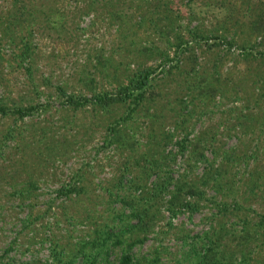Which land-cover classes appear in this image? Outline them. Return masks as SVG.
Masks as SVG:
<instances>
[{
    "label": "rangeland",
    "instance_id": "rangeland-1",
    "mask_svg": "<svg viewBox=\"0 0 264 264\" xmlns=\"http://www.w3.org/2000/svg\"><path fill=\"white\" fill-rule=\"evenodd\" d=\"M219 1L174 0L172 5H179L181 13L178 28L190 45L177 53L164 41L165 31L152 29L148 21L140 26L136 17L119 21L101 12L97 4L85 10L81 0H43L42 5L38 1L39 8L55 5L60 22L49 26L39 19L28 28L17 19L10 32H0V103L9 108L39 105L21 117L0 114V264H52V240L70 252L78 242L98 236L105 238L104 253L86 248L88 256L96 255L98 262L101 258L116 262L123 245L115 237L126 238L123 221L134 222L126 216L129 208L120 197L145 192L147 187L135 190L130 182L145 156L162 162V175L177 177L186 168L187 177L195 178L205 163L212 159L221 162L224 151L234 146L237 151L230 155L236 159L227 167L232 173L233 196L226 201H239L243 208L237 212L241 216L246 212L249 220L257 219V211L264 212L258 194L248 197L251 191L245 173L241 175L245 168L240 154L244 143L260 149L264 146V125L253 123L261 133L250 139L253 134L245 135L233 126L231 111L234 106L252 105L251 90L264 91V84L259 89L251 83L250 71L256 66L264 71V59L261 63L253 60V56L264 57V29L251 27L248 18L239 13L242 0H228L231 5L240 4L239 9L228 8L229 17L225 11L222 15L215 11ZM249 4L254 6L256 0ZM10 5L11 0H0V7ZM25 34L31 52L27 62H20L18 37ZM143 46L148 47L146 51L141 50ZM244 53L250 54L245 57ZM140 65L152 69L150 86L131 112L119 102L105 109L88 104L76 109L65 106L66 93L89 96L110 91L124 81L126 67ZM210 85L217 89L211 98ZM260 103L264 115V95ZM8 127L13 136L4 135ZM113 130L121 139L129 136L128 144L111 141ZM184 134L209 139L202 150L206 161L201 158L192 164L187 149L178 146ZM260 158L261 167L264 161ZM153 178L151 171L144 181L150 186ZM27 180L32 181L29 188L23 186ZM61 186L73 189L58 193ZM19 191L28 196L22 198ZM211 193L206 188V196ZM166 197L165 193L161 201ZM161 208L162 216L153 230L128 251L134 264H149L155 248L156 264H188L185 258L194 256L191 244L198 247V235L216 224L214 204L201 198L192 213L183 211L171 217L175 229L163 232L169 214ZM221 221L234 228L240 223L230 214ZM258 251L264 255V246ZM81 260L78 254L72 264Z\"/></svg>",
    "mask_w": 264,
    "mask_h": 264
},
{
    "label": "trees",
    "instance_id": "trees-1",
    "mask_svg": "<svg viewBox=\"0 0 264 264\" xmlns=\"http://www.w3.org/2000/svg\"><path fill=\"white\" fill-rule=\"evenodd\" d=\"M38 1H40V5H42L43 0H11L12 5H10V7L5 9L0 7V32H4V34L10 32L12 28H14V21L17 19L24 22L25 26L28 28L40 22V20L42 22L45 21V24L49 26L60 22L61 14L57 12L59 9L55 5H47L39 8L36 5ZM245 1L246 0H242L243 6L239 13L248 18L251 27L263 30L264 0H256L254 6L249 4L250 2L253 3V0H247L246 3ZM81 2L85 10L92 9L97 4L101 12L119 21H122L124 18L129 21L131 18L136 17L135 23H137L138 26L148 21L152 29L157 27L165 31L167 36L164 37V41L167 42V45L174 47L175 53L184 48L188 49L190 46L188 45V40L182 38L178 28V19H180L181 13L179 5H172L174 0H81ZM229 2L228 0H220L215 4V11L221 15L224 14L223 12L225 11L226 16L229 17L230 14L228 15L227 13L228 8L234 10L240 8L238 2H233L232 5ZM203 3H205V1ZM227 3H229L230 6L225 7ZM37 18L40 20L35 21ZM18 42L19 51L16 53V56L20 62L24 60L27 62V57L31 52L29 35L28 37L27 34L19 36ZM147 48L148 47L143 46L141 50L146 51ZM189 51L192 52V49L189 48ZM248 54L250 53H244V56L247 57ZM160 55L163 56L164 60L167 59L166 54L163 52H161ZM253 57V60H257L260 63L264 59L262 56ZM193 61L194 58L192 59V62ZM260 63L258 65H260ZM24 68L28 73L29 67L25 65ZM191 68L192 66L190 65L187 71ZM151 71L152 69L150 66L144 65L137 66L133 69L126 67V70L123 72L124 81L118 82L119 84L112 90L93 92L89 96L66 93L65 106L68 109H76L88 104L95 108L105 109L109 104L119 102L125 104L126 110L131 112V110L142 101L146 90L150 86ZM250 71H252L251 83L258 84L256 86H259L260 89L264 84V71L262 66H256ZM214 85L209 86L210 98L216 94L217 89L214 88ZM60 90L63 92L61 88ZM251 94L253 103L249 108L234 106L231 111H234L232 115L233 126L238 127L240 132L245 135L253 134V136L249 137L253 139L260 135L261 130L257 129L255 131L252 124L257 123V125H264V115L261 111L262 104L260 103L264 91L253 93L251 90ZM234 98L237 99V97L233 95V99ZM38 106V104L28 106L17 105L9 108L0 103V114H5V112L14 113L16 116L21 117L23 114L28 113L31 109ZM7 129L4 135L13 136L11 131L12 128L8 127ZM110 134L113 136L111 141L117 142L120 146L128 144L127 141L129 136L121 139L116 130H113ZM149 135L152 136V132H149ZM205 143L209 144V139L204 135L197 134L193 138H188L187 134H184L178 141V146L181 150L187 149L189 153L188 158L191 159L193 157L191 161L192 164H194L201 158L206 161L202 151ZM230 148L233 149L224 151V155L220 160L221 162L214 163L212 159L205 163L206 166H204L203 171L200 175L195 176V178L187 177L188 171L186 168V172L179 174L177 177H173L170 174L162 175L159 171L162 162L159 159H147L146 156L143 157L142 163L137 162L139 163L138 172L134 174L130 182L135 190H142L147 187L145 192H137V195L132 194V196L127 195L125 197H120L121 201L127 204L129 208V212L126 216L134 218V222L129 224L127 221H123L124 223L121 230L127 232L128 235L126 238L115 237L116 243L123 245L121 248L122 252H120L117 260H115L116 262L113 263L105 258H101V261L98 262L95 259L96 255L88 256L89 254L88 250H85L86 248H95L99 254L104 253L102 246L105 245V238L98 236L88 239L87 241L83 240L78 242L75 249L70 252L66 251L67 253L64 251V247L60 246L55 240H52L50 245L52 264H72L74 258L78 254L83 257L80 264H134L132 258L133 254L128 251L133 245L142 243L146 238L147 232L153 230L155 222L162 216L163 212L161 207L169 214L166 221L167 226L162 230L163 232H167L170 229H175L171 217L183 211L188 212V214L192 213L198 208L201 198L208 199L214 204L216 211L212 213V217L215 218L213 222L216 224H214V226L208 225V227L198 235L200 236V245L198 247L195 248L194 244H191L190 250L193 252L194 256L191 259L185 258L188 264H264V255H261L258 251L259 247L264 246V212L257 211V219L254 221L249 220L248 214L245 211L242 216L237 212L240 207L243 208L239 201L237 202L234 198H231V203L226 201V198L233 196L231 190L232 173H228L227 167H231L233 165L231 160L234 161L236 159V157H232L233 154L230 155V151H237L234 146ZM242 149L240 154L244 160L242 164L244 165L245 171L242 172L241 175L243 176L244 173L246 175L244 179L247 181L248 189L251 191L248 197L254 198L255 194H258L260 204L264 206L262 203L264 202V198H262V196L264 197V163L261 167L258 164L261 161L260 156L264 161V146L260 149L258 145H255L254 148L244 143ZM258 150H260V153ZM211 151L214 153V150ZM235 154H237V152ZM140 155L144 156L142 153L139 154V156ZM229 160L230 163H228ZM191 161L188 160V167L191 165ZM124 166L126 167V165ZM151 171H154V178L149 182L150 186H148L144 179ZM27 181H24L23 186L29 188L32 185V181ZM237 181H239V179H237ZM240 181L246 184L241 178ZM118 182L120 183V180H118ZM169 185H171L170 188L167 187ZM206 188L212 190L210 197L206 196ZM71 189H73V187L66 188L61 186L57 191L58 193H63ZM165 193L167 197L164 202H162L161 200ZM18 194L21 195L22 198L28 196L27 192L24 194L19 191ZM218 194L220 195L216 197ZM161 202L163 206H161ZM249 210L251 212L255 211V209ZM216 214L221 216L216 219ZM227 214L234 215L240 220L238 228L225 227L224 223L221 221V217ZM175 232V230H172L173 234ZM152 252L153 255L148 260V263L156 264L158 250L155 248Z\"/></svg>",
    "mask_w": 264,
    "mask_h": 264
}]
</instances>
